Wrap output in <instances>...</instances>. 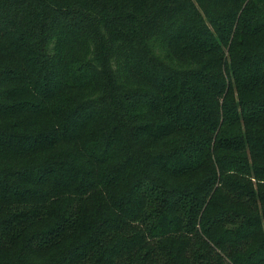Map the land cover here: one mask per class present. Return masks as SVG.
I'll list each match as a JSON object with an SVG mask.
<instances>
[{"label":"trees","instance_id":"16d2710c","mask_svg":"<svg viewBox=\"0 0 264 264\" xmlns=\"http://www.w3.org/2000/svg\"><path fill=\"white\" fill-rule=\"evenodd\" d=\"M0 264H264V0H0Z\"/></svg>","mask_w":264,"mask_h":264}]
</instances>
